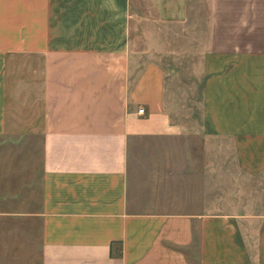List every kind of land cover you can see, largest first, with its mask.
<instances>
[{"label":"crops","instance_id":"0c3cea01","mask_svg":"<svg viewBox=\"0 0 264 264\" xmlns=\"http://www.w3.org/2000/svg\"><path fill=\"white\" fill-rule=\"evenodd\" d=\"M194 2L0 0V264H264V0H207L198 126L160 61Z\"/></svg>","mask_w":264,"mask_h":264},{"label":"rangeland","instance_id":"374dc122","mask_svg":"<svg viewBox=\"0 0 264 264\" xmlns=\"http://www.w3.org/2000/svg\"><path fill=\"white\" fill-rule=\"evenodd\" d=\"M193 4L192 33L184 24L162 25V37L167 45L173 48L163 52L160 61L166 73V101L172 119L180 125H197L202 122L203 82L200 75V51H185L187 43L195 45L207 42V25L204 22L207 16V0H195ZM142 0H132V8H143ZM203 7V8H202ZM134 32V30H133ZM205 33V34H204ZM181 137H184L182 135ZM226 172L229 174L240 172L232 157L226 156ZM235 180L229 177L226 187L231 190ZM244 182L247 181L244 179Z\"/></svg>","mask_w":264,"mask_h":264},{"label":"built area","instance_id":"2783aa9c","mask_svg":"<svg viewBox=\"0 0 264 264\" xmlns=\"http://www.w3.org/2000/svg\"><path fill=\"white\" fill-rule=\"evenodd\" d=\"M140 113H144V109H140Z\"/></svg>","mask_w":264,"mask_h":264}]
</instances>
